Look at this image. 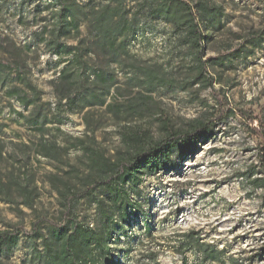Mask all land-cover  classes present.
<instances>
[{"label": "rangeland", "instance_id": "obj_1", "mask_svg": "<svg viewBox=\"0 0 264 264\" xmlns=\"http://www.w3.org/2000/svg\"><path fill=\"white\" fill-rule=\"evenodd\" d=\"M64 1L75 14L60 25L57 0H0V60L13 66L0 82L1 136L30 147L39 189L32 210L0 201V263L49 264L36 236L40 219L46 237L50 224L67 221L70 230L76 222L101 228L96 204L80 193L89 152L115 161L132 149L127 134L156 139L165 124L178 130L203 118L212 135L191 153H174L172 170L143 176V212L110 242L112 259L181 264L179 242L192 233L245 263L264 264V186L252 182L264 177V119L254 116L264 117V44L249 56L233 53L251 35L264 37V0H184L205 36L201 50L186 38L184 11L177 10L180 21L167 20L155 9L161 0ZM204 6L222 11V27L205 23ZM106 9L116 13L101 22ZM127 20L122 35L104 26ZM104 40L115 44L103 50ZM77 47L85 50L84 68ZM72 81L78 86L69 88ZM84 97L104 102L89 106ZM12 167L1 162L0 176ZM185 256L197 262L194 252Z\"/></svg>", "mask_w": 264, "mask_h": 264}, {"label": "trees", "instance_id": "obj_2", "mask_svg": "<svg viewBox=\"0 0 264 264\" xmlns=\"http://www.w3.org/2000/svg\"><path fill=\"white\" fill-rule=\"evenodd\" d=\"M57 1L61 4V9L57 13L58 23L64 25L66 24L64 22L66 16H72L75 13L64 0ZM161 1L164 5L158 4L155 9L159 14H163L167 20L180 21L181 16L177 10L184 11L183 23L188 29L186 38L190 40L192 47L201 50L205 36L192 7L184 0ZM105 12L107 14L99 15L101 22L105 21L104 18H111L112 20L116 13L113 9H106ZM202 17L205 18V23L213 24L214 28L222 27V11L220 9L204 6ZM106 24L104 26L111 28L113 35H122L125 31L123 29L129 25V21ZM65 28L67 30V26H64ZM114 44L112 40L101 42L103 50H110ZM263 44V36L251 35L248 40H245V43L241 44L243 48L237 47L233 53L240 54L243 52L245 56H249L255 48H259ZM68 49L75 50L74 47ZM84 51L79 47H77V52L75 51L80 68L87 66V63L82 61ZM112 55H117V52H112ZM229 59L231 61V58ZM215 62L224 65L221 59H216ZM12 68L11 64L0 60V82L4 70H11ZM69 77L70 75H64L63 78ZM101 83L105 84V81L103 80ZM75 86H78L76 81L69 84V88ZM82 101L83 104L89 106L102 105L104 102L103 100L90 101L88 97H84ZM254 116L264 119L259 113H255ZM39 121L40 118L35 116V123ZM4 126L0 123V163L9 160L13 167L6 174L0 176V201L16 207L19 211H21V206L32 210L35 200L39 196V189L36 185L35 173L32 170L31 149L25 143L15 142L1 136ZM213 130V125H207L203 118L189 121L188 125L178 130H172L169 124H165L161 135L156 139L149 138L146 133L125 135L126 141L129 142L128 145H131L132 149L131 151L127 149L126 153L118 155L115 161L109 162L99 153L89 152L92 167L88 175L85 176L84 191L82 190L80 193L86 192L90 201L96 204L101 228L96 229L86 223L76 222L73 229L70 230L67 228L66 224H69L67 221L64 225L50 224L47 227L46 237L41 231L40 222L42 220L40 219L37 224L36 236L45 243L44 248L49 258V264H117L112 259L110 242H119L120 235L126 234V229L132 224L133 219L142 214V203L138 198L143 196L140 189L143 176L159 170H172L174 168L172 159L174 153L183 154L187 151L191 153L196 142L212 135ZM259 160L264 176V149ZM252 182L256 188H261L264 186V177L262 179L254 178ZM145 230L149 232L150 227L146 225ZM183 236L187 238L180 241L178 245L183 254L181 264H188L185 254L190 251L197 256V262L193 264H225L226 262L228 264H249L227 254L225 249H220L216 244L202 241L200 237L194 236L192 233ZM54 239L60 246L61 251L58 253L53 250L50 243V240ZM14 241L15 239L10 243L12 244Z\"/></svg>", "mask_w": 264, "mask_h": 264}]
</instances>
